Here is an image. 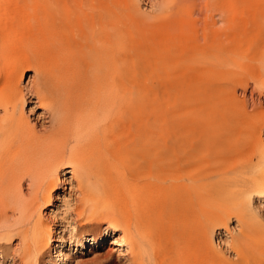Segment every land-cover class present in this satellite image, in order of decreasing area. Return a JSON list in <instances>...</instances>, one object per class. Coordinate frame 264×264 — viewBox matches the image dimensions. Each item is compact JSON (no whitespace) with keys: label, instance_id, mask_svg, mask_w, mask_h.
I'll use <instances>...</instances> for the list:
<instances>
[{"label":"bare ground","instance_id":"bare-ground-1","mask_svg":"<svg viewBox=\"0 0 264 264\" xmlns=\"http://www.w3.org/2000/svg\"><path fill=\"white\" fill-rule=\"evenodd\" d=\"M236 2L0 0V264L106 246L123 264H264V106L238 93H264V34L240 32ZM74 206L106 227L53 247L45 210Z\"/></svg>","mask_w":264,"mask_h":264},{"label":"rangeland","instance_id":"rangeland-1","mask_svg":"<svg viewBox=\"0 0 264 264\" xmlns=\"http://www.w3.org/2000/svg\"><path fill=\"white\" fill-rule=\"evenodd\" d=\"M215 2V0H211V3ZM257 3H264V0H237L236 2V6H235V10L233 11V15L232 14H228L229 16L227 17H232L235 18L234 19V24L236 23V26L238 27L239 24V28L241 33H246L247 36H251L252 34H254L257 30H261L262 33L264 34V6L262 8H259V10L257 9L260 5ZM257 4V6H256ZM144 6H146L145 4H143ZM147 7V6H146ZM257 7V8H256ZM260 9H262L260 11ZM256 12H260L257 16L256 19L254 21V19L252 17L255 16ZM207 16L210 15H214V12L208 11ZM210 17L208 16V18L210 19ZM207 18V17H206ZM209 21V20H208ZM220 26H223L222 24ZM244 31H243V30ZM209 55V56H208ZM206 56V57H205ZM212 53H210L209 51L204 55V60L205 61H210L212 59ZM29 73V72H27ZM28 77H26L25 79H23V85L27 84L28 82ZM174 79L171 80H166L165 82L167 83H171L173 82ZM254 85L250 84V86L245 90H239V95L241 97H246L249 105L251 106L252 104H261L262 106H264V93H260L261 91H259V89H256ZM256 89V91H254ZM188 90V89H187ZM253 90V91H252ZM190 94H192V100L195 102L199 101L200 98L202 97V94H200L195 88H193L192 90H190L189 92ZM244 93V94H243ZM187 94V93H186ZM246 95V96H245ZM256 100V101H255ZM179 104V103H178ZM33 105L30 106H25L26 108V114L28 117H30V120H32L33 122H38L39 120H37V115L38 113L41 112V110H36L34 109V111H29L30 108H32ZM192 111L194 112V114H196L195 116V120H197V122L199 121L204 122V108H199L197 105L192 106ZM190 117H186L184 119L185 121H189ZM178 124V123H176ZM173 136H181V138H186V140H188L187 144L188 147L191 148L190 146L193 145H197V148L200 149L201 145L199 144V142L196 141V136L192 135V134H188V132L184 131V128H181L180 126H175L173 128ZM182 130V131H181ZM196 141V142H195ZM204 147V146H203ZM69 177V174H66V178ZM72 183V182H71ZM74 186V185H73ZM61 187V186H60ZM61 190V188H59ZM63 189L66 191V196L68 197V199L73 200V202L75 203L76 201V197H78V191L77 188H72L70 185V182H66V185L63 187ZM60 193V192H59ZM62 193V192H61ZM71 195V196H70ZM58 204H61V202L59 200H57ZM255 206H258V199H255ZM90 209L89 211H87V213L82 216V217H78L75 213V206L72 207L67 213H60L59 216H57L56 218H49L48 216V210H45V215H46V219H48L51 223V226L53 228V239L51 241V245L57 246L58 243L54 242V239L56 238L57 235H59V232L61 231V228H65V231L63 232L64 237H65V244L70 246L72 248L75 249V245L76 243L73 242L74 239L72 238L71 240V236L69 235V228L71 229V226L77 225L78 228L80 227V225H85L86 228L84 230H79L80 232L78 233V235L80 236H84L88 233L91 232H102L104 230V228L106 227V224H104L103 222L100 223V226L97 224L96 222V218L95 216H93V212H94V208L92 206H89ZM64 209H62L63 211ZM261 214L262 216H264V208H261ZM230 228L233 229V227L236 226V222L235 219L230 221ZM80 229V228H79ZM218 232H221L222 234L219 235V238H217V241L220 240V244L223 245V240L225 239V232L223 230H219ZM77 235V236H78ZM117 235V234H116ZM72 241V242H71ZM219 243V242H218ZM107 244V243H106ZM117 247V246H116ZM223 247V246H222ZM91 249V247H90ZM51 250V247H50ZM92 252H87L88 250H83L84 253L82 254L81 252H78L76 254H74V258H75V263H71V264H123V261L118 259V255L117 252L114 251L112 253V255L107 256V246L105 248L96 250L98 252V254L94 253V249H92ZM95 251V252H96ZM224 252H226L224 250ZM226 255L231 258V253H227ZM42 264H44V262H42Z\"/></svg>","mask_w":264,"mask_h":264}]
</instances>
